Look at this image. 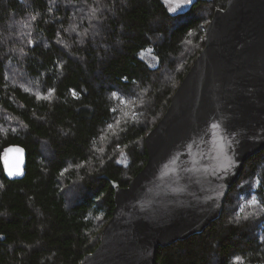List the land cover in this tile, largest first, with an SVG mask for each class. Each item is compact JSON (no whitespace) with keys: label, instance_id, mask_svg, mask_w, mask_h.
<instances>
[{"label":"trees","instance_id":"obj_1","mask_svg":"<svg viewBox=\"0 0 264 264\" xmlns=\"http://www.w3.org/2000/svg\"><path fill=\"white\" fill-rule=\"evenodd\" d=\"M227 1L0 0V264H78L96 249L111 181L127 186L146 164L145 136ZM18 144L26 174L11 180ZM239 176L220 217L155 264H264V149Z\"/></svg>","mask_w":264,"mask_h":264},{"label":"water","instance_id":"obj_2","mask_svg":"<svg viewBox=\"0 0 264 264\" xmlns=\"http://www.w3.org/2000/svg\"><path fill=\"white\" fill-rule=\"evenodd\" d=\"M203 43L145 136L146 164L127 186L111 181L112 216L78 264H155L159 247L220 217L245 162L264 149V0L216 8ZM4 164L6 176L20 180L27 151L8 147Z\"/></svg>","mask_w":264,"mask_h":264},{"label":"rangeland","instance_id":"obj_3","mask_svg":"<svg viewBox=\"0 0 264 264\" xmlns=\"http://www.w3.org/2000/svg\"><path fill=\"white\" fill-rule=\"evenodd\" d=\"M164 1L166 2L170 10L175 12L188 7L189 4L192 2V0H164ZM143 57H144L143 59L148 61V63L151 66H155L157 64V59L151 52L143 53ZM121 156H122L120 157L121 163H126L128 160L127 157H125L124 154H122ZM254 199H256V194L254 195Z\"/></svg>","mask_w":264,"mask_h":264},{"label":"snow or ice","instance_id":"obj_4","mask_svg":"<svg viewBox=\"0 0 264 264\" xmlns=\"http://www.w3.org/2000/svg\"><path fill=\"white\" fill-rule=\"evenodd\" d=\"M17 151H19V150H17ZM18 171H19V162H17V164H16V169H15V171H13V170L10 168V170H9V175H15ZM253 203H255V201H253ZM237 260H238V262H239V258H237Z\"/></svg>","mask_w":264,"mask_h":264}]
</instances>
